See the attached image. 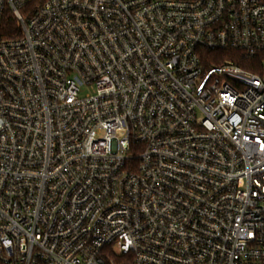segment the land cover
<instances>
[{
	"label": "built area",
	"instance_id": "built-area-1",
	"mask_svg": "<svg viewBox=\"0 0 264 264\" xmlns=\"http://www.w3.org/2000/svg\"><path fill=\"white\" fill-rule=\"evenodd\" d=\"M9 17L0 264H264V0H0Z\"/></svg>",
	"mask_w": 264,
	"mask_h": 264
},
{
	"label": "trees",
	"instance_id": "trees-1",
	"mask_svg": "<svg viewBox=\"0 0 264 264\" xmlns=\"http://www.w3.org/2000/svg\"><path fill=\"white\" fill-rule=\"evenodd\" d=\"M16 30V22L12 18H8L7 20L2 21L0 25V35L7 37L12 31ZM214 63L220 64L223 61L227 60L230 62H233L234 64H237L241 68L248 70L250 72H259L260 71V65H262V60L258 57H255L253 59L247 60L241 58L236 52H230V51H217L214 54ZM118 263H121V260H117Z\"/></svg>",
	"mask_w": 264,
	"mask_h": 264
}]
</instances>
